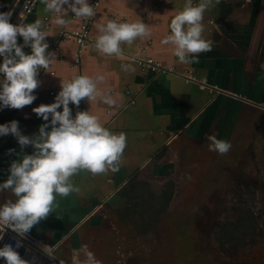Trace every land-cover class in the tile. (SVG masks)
<instances>
[{
    "label": "crops",
    "instance_id": "1",
    "mask_svg": "<svg viewBox=\"0 0 264 264\" xmlns=\"http://www.w3.org/2000/svg\"><path fill=\"white\" fill-rule=\"evenodd\" d=\"M185 3L186 0H100L90 25L91 37L97 38L99 28L110 20L143 22L151 36L138 38L131 46L122 45L119 57L100 54L94 44L87 45L80 56V74L93 79L103 75L105 79L98 85L99 89L117 101L115 106H108L99 99L87 101V111L96 115L107 129L124 133L127 146L119 171L95 176L80 171L72 178L80 192L58 196L54 212L26 235L41 246L54 249L53 254L68 264H71L73 250L85 245L102 264H108L103 252L110 246L113 229L117 230L108 215L115 214L117 219L121 215L129 216L136 186L138 190L149 186L152 179L168 178L167 174L176 169L183 153L204 147L203 140L213 131L212 135L224 137L226 127L223 125L232 107L239 110L246 103L262 102L250 94L249 88L264 89L261 85L264 82L258 80H264V0L214 2L203 19V38L211 42L212 50L200 53L195 63H180L174 47L161 43L171 34V19L184 9ZM198 3L199 0H193L194 5ZM44 8L41 0H37L34 11L18 24L41 19L43 30L49 35L46 37L48 45L61 31L76 28L80 23L69 10L68 25L57 26L53 22L56 14L45 12ZM17 41L23 45L22 37L18 36ZM74 48L71 40L59 44L49 66L54 75L43 73L31 105L22 109L0 107V124L15 120L22 134L30 137L38 134L45 121L33 109L53 103L55 98L49 95V88L61 89V82L72 78ZM23 50L31 53L30 46H24ZM137 56H150L175 72L186 71L192 80L186 82L175 72L142 71L135 61ZM123 66L129 70L125 71ZM69 107L75 117L73 107ZM4 111L8 115L13 113V117L7 119ZM58 111H62V107ZM198 141L202 142L201 146L195 143ZM10 149L15 151L10 153ZM33 151L31 146L21 150L11 134L0 135V183L8 178L14 160ZM7 199L15 198L10 192L0 193V204Z\"/></svg>",
    "mask_w": 264,
    "mask_h": 264
},
{
    "label": "clouds",
    "instance_id": "2",
    "mask_svg": "<svg viewBox=\"0 0 264 264\" xmlns=\"http://www.w3.org/2000/svg\"><path fill=\"white\" fill-rule=\"evenodd\" d=\"M45 12L55 13L54 24L67 26L68 11L74 17L88 20L96 15V10L89 0H41ZM220 0H186L184 9L170 22L171 34L161 43L172 45L174 54L180 63L198 62L199 54L212 50L211 42L203 38L204 13ZM67 6V7H65ZM10 13L0 12V107L22 109L31 105L40 86V69H48L55 58V53L48 52L49 45L43 30V21L37 18L28 24H13ZM100 35L94 47L105 56L122 55V45L131 46L138 38H147L151 32L143 22H117L110 20L99 28ZM23 38V45L17 37ZM24 46H30L31 53L26 54ZM124 70H129L123 66ZM103 75L95 79L79 75L69 82H61V90L50 104H41L33 111L45 123L39 127L37 135L21 133L18 121L0 124V135L14 136L21 150L31 146L32 154H23L10 165L8 178L0 183V193L10 192L15 199H7L0 204V239L5 228H10L20 237H26L31 229L54 212L57 197H67L79 193L72 178L80 171L92 175H103L119 171V166L127 146L124 133H115L104 127L96 115L89 111H78L73 117L70 103L79 107L82 100L89 103L100 102L115 106L110 94L102 92L98 85L104 81ZM62 107V111H58ZM51 118L49 120V115ZM50 126V131L48 130ZM209 150L226 155L231 143L217 136L207 137ZM10 149L9 152H14ZM17 240L15 248L10 244L0 247V258L5 264H28L15 250L21 247ZM52 256L53 249L44 247ZM64 264V262H61ZM71 264H102L87 246L74 249Z\"/></svg>",
    "mask_w": 264,
    "mask_h": 264
},
{
    "label": "rangeland",
    "instance_id": "3",
    "mask_svg": "<svg viewBox=\"0 0 264 264\" xmlns=\"http://www.w3.org/2000/svg\"><path fill=\"white\" fill-rule=\"evenodd\" d=\"M249 89L262 102L230 109L217 136L231 143L226 155L204 139L168 178L136 186L129 216L108 215L117 230L106 263L264 264V89Z\"/></svg>",
    "mask_w": 264,
    "mask_h": 264
},
{
    "label": "built area",
    "instance_id": "4",
    "mask_svg": "<svg viewBox=\"0 0 264 264\" xmlns=\"http://www.w3.org/2000/svg\"><path fill=\"white\" fill-rule=\"evenodd\" d=\"M37 0H24L21 6V9L18 14L19 18V23L22 22L33 10V8L36 6ZM89 3L95 7V10L97 12L99 5H100V0H90ZM74 18V15L72 16ZM95 17L88 19V20H81L80 23L77 25L76 28L73 29H66L61 31L57 38L55 40H52L49 43V50L48 52L51 53H57L59 44L61 42H65L68 40H71L75 43V48L73 51V56H72V64L71 68L75 69V72L67 82L71 81L74 77L81 75L78 66L80 64V56L84 50V48L89 45V44H94L96 38H93L90 36L89 31H90V25L93 22ZM144 50V49H143ZM135 61L142 71H152L154 73H166V72H175L172 67H167L165 65H162L159 61L153 59L150 56H137L135 57ZM3 62V57H0V63ZM48 72L49 75H54V71L51 69H40L39 74H38V79L42 81L43 73ZM176 74L182 76L186 82H189L192 80V77L186 72H175ZM61 89L58 86H52L49 88V95L53 98L56 97V95L59 93ZM70 105L74 109V114L78 111H87V99H84L81 101L79 107Z\"/></svg>",
    "mask_w": 264,
    "mask_h": 264
},
{
    "label": "water",
    "instance_id": "5",
    "mask_svg": "<svg viewBox=\"0 0 264 264\" xmlns=\"http://www.w3.org/2000/svg\"><path fill=\"white\" fill-rule=\"evenodd\" d=\"M24 0H0V12L10 13V22L13 24L19 23L18 14ZM35 7L32 11H34ZM258 105V104H256ZM260 105V104H259ZM3 238L0 239V247L5 244H10L15 248L16 241L20 240L21 247L15 250L19 253L21 258L28 261V264H68L64 259L57 258L53 252L52 256L44 251V247L34 242L29 236L20 237L16 232L10 228H5ZM54 250V249H53ZM0 264H5V260L0 258Z\"/></svg>",
    "mask_w": 264,
    "mask_h": 264
},
{
    "label": "trees",
    "instance_id": "6",
    "mask_svg": "<svg viewBox=\"0 0 264 264\" xmlns=\"http://www.w3.org/2000/svg\"><path fill=\"white\" fill-rule=\"evenodd\" d=\"M4 112H5V111H4ZM5 114L7 115V119H9V120H10V119L13 117V115H14L13 113L8 115V113H6V112H5ZM3 115H4V114H3Z\"/></svg>",
    "mask_w": 264,
    "mask_h": 264
},
{
    "label": "flooded vegetation",
    "instance_id": "7",
    "mask_svg": "<svg viewBox=\"0 0 264 264\" xmlns=\"http://www.w3.org/2000/svg\"><path fill=\"white\" fill-rule=\"evenodd\" d=\"M260 82H264V80H260V79H258ZM262 85V87L264 86V84H261ZM263 89V88H262ZM225 131H227L228 132V130L227 129H225ZM222 140H224V139H222ZM166 172L167 171H169V170H165Z\"/></svg>",
    "mask_w": 264,
    "mask_h": 264
}]
</instances>
